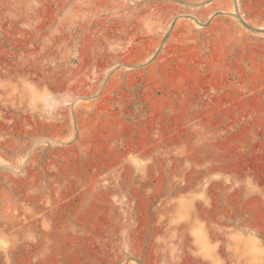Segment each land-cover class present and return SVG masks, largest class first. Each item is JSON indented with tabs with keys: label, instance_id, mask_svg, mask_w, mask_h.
<instances>
[{
	"label": "rangeland",
	"instance_id": "1",
	"mask_svg": "<svg viewBox=\"0 0 264 264\" xmlns=\"http://www.w3.org/2000/svg\"><path fill=\"white\" fill-rule=\"evenodd\" d=\"M0 264H264V0H0Z\"/></svg>",
	"mask_w": 264,
	"mask_h": 264
}]
</instances>
